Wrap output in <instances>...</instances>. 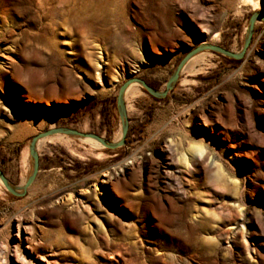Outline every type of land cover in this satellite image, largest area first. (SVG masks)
Returning a JSON list of instances; mask_svg holds the SVG:
<instances>
[{"label":"rangeland","instance_id":"1","mask_svg":"<svg viewBox=\"0 0 264 264\" xmlns=\"http://www.w3.org/2000/svg\"><path fill=\"white\" fill-rule=\"evenodd\" d=\"M253 12L264 0H0V170L23 184L50 127L112 141L127 77L163 90L203 41L238 52ZM203 51L163 98L124 99L123 145L45 138L25 195L0 181V264H264V19L240 59Z\"/></svg>","mask_w":264,"mask_h":264},{"label":"water","instance_id":"2","mask_svg":"<svg viewBox=\"0 0 264 264\" xmlns=\"http://www.w3.org/2000/svg\"><path fill=\"white\" fill-rule=\"evenodd\" d=\"M264 19V16H262L259 12H253L247 22V30H246V35L244 37L241 49L238 52H233L231 50H228L226 48H223L218 45H213V44H208V43H200L199 45L195 46L194 48L189 49L184 56L180 59V61L177 63L175 66L174 70L172 73L169 75L167 80L165 81V88L163 90H157L154 87L150 86L145 80L130 76L127 77V79L119 86L117 95H116V108H117V114L120 120V125H121V135L120 138L113 142V141H108L104 137L92 133V132H81L77 129L70 128V127H65V126H58V127H50L44 131L38 132L34 136L31 137L29 143H28V154L30 158V172L28 176L26 177L25 181L23 184L19 186L12 185L10 181L6 178V176L3 174V172L0 170V181L3 184L4 188L12 195L14 196H23L26 193L27 188L31 185V183L34 181L36 178V175L39 171V155L37 153L36 149V142L39 139L54 135V134H65V135H70V136H75V137H80V138H91L96 140L98 143H100L102 146L109 148V149H114L117 148L121 145L124 144L125 141V135L127 132L128 128V119H127V114H126V109H125V104L123 100V91L125 87L130 83V82H136L138 83L150 96L154 98H163L167 92L173 87L175 84L180 69L183 66V64L191 57L192 55L202 51V50H211L214 51L218 54H221L229 59H240L251 38L252 32H253V25L257 19Z\"/></svg>","mask_w":264,"mask_h":264},{"label":"bare ground","instance_id":"3","mask_svg":"<svg viewBox=\"0 0 264 264\" xmlns=\"http://www.w3.org/2000/svg\"><path fill=\"white\" fill-rule=\"evenodd\" d=\"M78 10V9H77ZM78 14L79 15H82V16H84L85 15V12H84V10H79V12H78ZM94 14V13H93ZM92 14V15H93ZM99 14V13H98ZM96 15V14H95ZM77 18V17H76ZM79 18V17H78ZM86 18V17H85ZM84 19V18H83ZM93 18H91V20H92ZM87 24V23H86ZM86 24H85V26H86ZM89 27H91V25L89 24L88 25ZM93 27V26H92ZM204 42V41H203ZM205 43V42H204ZM206 54L204 51L203 52H201V53H197V54H194V55H192L191 57H189V59L183 64V66L181 67V69H180V71H182V70H187V71H192L193 69H194V67H195V64H196V62L198 63V61L200 60V58L201 57H203L204 56V54ZM202 54H203V56H202ZM138 83H136V82H130L126 87H125V89H124V91H123V95H122V97H123V100L128 96V95H136L140 90H139V88H138ZM125 109H126V107H125ZM120 132V131H119ZM116 135V134H115ZM120 135H121V133H118L115 137H114V139L112 140L113 142H115V141H117L119 138H120ZM63 135H61V134H54V135H51V136H48V137H45V138H47V141H50V140H53V139H58V138H60V137H62ZM45 138H42V139H39L37 142H36V149L38 148V146H39V144L42 142V140H44ZM64 138V137H63ZM83 139H85V140H88V141H90L94 146H97V147H100V146H102L100 143H98L96 140H94V139H91V138H83ZM56 141V140H55ZM44 142V141H43ZM42 142V143H43Z\"/></svg>","mask_w":264,"mask_h":264},{"label":"trees","instance_id":"4","mask_svg":"<svg viewBox=\"0 0 264 264\" xmlns=\"http://www.w3.org/2000/svg\"><path fill=\"white\" fill-rule=\"evenodd\" d=\"M229 61H232L231 59H228Z\"/></svg>","mask_w":264,"mask_h":264}]
</instances>
